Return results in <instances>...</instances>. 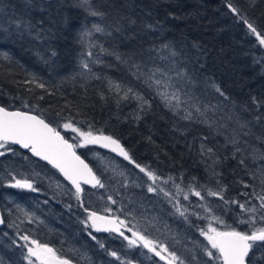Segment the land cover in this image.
I'll return each mask as SVG.
<instances>
[{
  "label": "trees",
  "instance_id": "obj_1",
  "mask_svg": "<svg viewBox=\"0 0 264 264\" xmlns=\"http://www.w3.org/2000/svg\"><path fill=\"white\" fill-rule=\"evenodd\" d=\"M227 2L237 7L264 34V0H92L94 7L105 13L103 18L90 16L78 6V0H55L51 3L0 0V25L7 27L17 20L30 21L35 25L30 32H17L13 28L7 36H0V107L42 116L70 143L76 142L77 136L63 129L62 124L68 120L84 131L91 129L110 135L121 142L137 163L149 166L162 178L171 176L177 183L182 180L181 187L185 192L190 184L213 190L223 185L226 199L244 202L246 197L242 193H249L251 198L253 190L259 192L260 180L264 176L260 171L264 162L252 160L254 148L264 151V144L255 138L264 132V120L259 124L255 121L258 115L264 117V107L257 111L252 103L256 98L264 105V48L249 33L246 25L229 11ZM128 17L136 21L135 25H129ZM94 23L100 24L105 33L93 32L82 43V32L92 29ZM147 24L156 26V31L147 29ZM117 28L122 31H117ZM38 33L40 38H37ZM90 43L96 45L91 49L95 54H99V46L103 45L110 52L132 57L146 68H185L195 82L188 84L185 90L203 103H219L220 109L214 117L216 128L221 124L226 127L219 128L220 134H217L216 128L180 119L161 103L151 89L132 76L128 66L115 56L99 54L101 63H91L92 72L82 74L81 54L86 53ZM163 44L173 48L177 56L173 58L167 52L151 51L159 50ZM83 58L95 59V56ZM33 76L45 84L47 91L29 82ZM109 80L133 88L150 101L151 108L140 112L137 100H120L114 90H109ZM208 82L219 86L228 99L216 93ZM237 117L251 121L254 133L250 137H241L239 147L242 151L239 153L226 141V135L237 127ZM245 139L248 144L243 143ZM202 143L213 149L217 163L213 164L208 156L201 155ZM88 147L110 154L91 145ZM15 151L17 155L0 157V210L4 219V227L0 230V260L4 264H26L22 249L12 243L15 239L23 244L18 239L19 233L56 248L73 264H120L88 236L79 222L86 214L69 193L45 203L37 196L30 201L27 194L5 186L10 180L8 171L17 178L23 174L31 180L32 172L27 162H34L47 172H44L46 175L60 179L49 167L33 161L16 148ZM76 151L106 184V189H85V205L88 198L93 200L97 194H102L104 199L111 194L119 203L117 180L95 167L85 150L77 148ZM110 155L134 178H139L138 169ZM241 158L245 159V165L239 163ZM244 184L251 187L245 188ZM163 186L175 193L171 184ZM132 190L138 194L134 188ZM4 196L12 198V204L7 205ZM179 198L182 199V195ZM190 201L192 205L200 203L191 195ZM207 201L213 205L214 214L226 224L246 230V225L237 223L239 209L236 206L227 211L224 207H216L223 203L218 198L207 197ZM15 202L21 208H12L11 211ZM183 202L190 213L194 210L202 213L201 209L189 206V201ZM252 203L258 205L259 202L252 199ZM111 207L115 210L117 206ZM167 207L166 203L161 206L165 217L175 218L171 207ZM26 208L29 215L41 217L43 225L36 224L35 220L29 223L23 215ZM90 208L101 210L98 206ZM8 209L17 214L14 219L7 214ZM190 220L192 226L183 224L181 220H172L180 227L181 233L176 235L179 244L168 245L187 264H194L191 257L198 253L195 242L206 243L195 225L206 227L207 221L195 216H190ZM9 231H12L13 239L9 238ZM93 235L104 242L106 249L116 251L132 264H153V261L161 264L136 248L129 249L119 238L98 233Z\"/></svg>",
  "mask_w": 264,
  "mask_h": 264
},
{
  "label": "snow or ice",
  "instance_id": "obj_2",
  "mask_svg": "<svg viewBox=\"0 0 264 264\" xmlns=\"http://www.w3.org/2000/svg\"><path fill=\"white\" fill-rule=\"evenodd\" d=\"M78 6L83 7L92 17L103 18L105 16L104 12L94 7L92 0H78ZM227 8L246 25L249 33L255 36L258 44L264 47V34L243 16L240 10L231 2H227ZM127 19L129 25H135V20L130 17ZM34 27L35 25L30 21L17 20L10 22L7 27L0 25V36H7L13 28L17 32H21L22 30L30 32ZM145 27L156 31V26L152 24H147ZM116 30L122 31L121 28H117ZM93 32L103 34L105 33V29L100 24L94 23L92 29H85L82 32L81 42L83 43L84 39L91 37ZM107 34L111 35V32ZM37 38H40L39 33ZM93 47H96V45L90 43L86 53L81 54L80 66L84 70L82 74L92 72L91 63H101L99 54L115 56L120 63L127 65L130 74L151 89L154 95L159 97L161 103L173 112L174 115L179 116L182 120L205 124L210 129L216 128L214 117L220 109L219 103L215 105L203 103L190 91L185 90L188 84L195 83L185 68L178 66L171 69L161 66L146 68L145 65L137 63L132 57L115 51L110 52L103 45L99 46V54H95L91 50ZM151 51L167 52L168 56L173 58L177 56V52L168 44H163L159 50L152 49ZM52 55L54 56L55 53L53 52ZM84 56L88 58L95 56V59H84ZM4 58L8 59L6 55H4ZM173 73L175 74L173 75ZM94 78L100 79L98 76ZM29 82L35 83L36 87L47 91L45 84L39 82L37 77L33 76ZM108 84L109 90H114L120 100H137L140 112L151 108L150 101L133 88L111 80H109ZM208 86L213 88L225 100L228 99L219 86L212 82H208ZM101 98H103V95ZM40 99H43V96ZM252 103L256 106L257 111L261 107H264L256 98H253ZM27 106L25 104V107ZM136 118L139 119V114H137ZM230 119L232 118L230 117ZM262 120H264L262 116L258 115L255 117V121L258 124ZM235 123L237 127L232 129L231 134L226 135V141L235 147L236 153H239L242 151L239 147L241 137H250L254 133L251 121L237 117ZM62 127L75 133L79 137V140L70 143L57 130V127L52 126L50 122L40 115L20 110L10 111L4 107H0V157H5L8 154L17 155L18 153L15 151L14 146H18L20 149L27 150L32 156L39 158V160L47 162L53 169H56L63 176L64 180L71 185V189L68 190L69 194L75 198L79 207L86 214L79 222L83 225L84 230L87 231L88 236L96 241L100 249L104 250L107 255L113 257L116 261H119L120 264H132V261L121 257L116 251L106 249L104 242L93 235V233L116 234L127 242L129 249L139 248L146 250V253H151L152 256L158 257L159 261H163L164 264H187V262L174 249L169 247L167 242L152 236L148 232L149 227H155V218L149 220L147 216L143 217L145 224L142 225L137 220L135 210L129 209L125 211L126 206L123 204L118 205V201L111 194L106 197L107 205L99 211L85 205L83 199L85 189L83 185H89L93 189H106V184L93 171L92 167L77 154V148H84L88 145H99L100 147L109 149L111 152L122 157L123 160L131 164L135 169H138L139 173H142L147 178L142 183L134 184L133 186H146L147 193L162 194L174 209L173 214L183 218L190 226H192L190 216L206 220V227L195 225L199 235L203 237L206 243L195 242L198 253H193L191 257L194 264H264V176L260 180L261 188L259 192L253 190L251 198H249V193H242L246 197L244 202L236 199H226L224 196L226 188L223 185L213 190L211 188H203L202 186L198 188L190 184L185 192V189L181 187L182 180L181 183H177L176 179L171 176L166 179L162 178L149 166L137 163L118 139L110 135H104L99 131L94 132L91 129L84 131L80 127L75 126L71 120L63 123ZM224 127L226 125H219V128ZM219 128H216L217 134H220ZM255 138L259 143L264 144V132L255 136ZM73 139L75 140V137ZM243 143L248 144V140H243ZM201 155L208 156L213 161V164L218 162L214 159L215 153L213 149L205 147L203 143L201 144ZM24 158L28 159L26 156ZM233 158H236L235 154ZM252 160L254 162H264V151L254 148ZM239 163L245 165V159L241 158ZM209 167H212V165H209ZM260 171L264 174V166L261 167ZM120 174L123 175V173ZM7 175L10 178L9 182L5 185L7 187L30 192L40 191V189L35 187L34 182L25 178L23 174H21L20 178H17V175L13 174L12 171H8ZM34 175L39 176V173L36 172ZM167 184H171L175 188V193L163 187V185ZM121 186L127 188L129 185L124 183ZM243 186L245 188L251 187L249 184H244ZM56 187L61 188L59 182L56 183ZM117 195H119L118 192ZM180 195H182L184 201H189V206L193 207V209H201L202 213L195 210L190 213L188 207L180 203ZM190 195L197 197L200 203L192 205ZM207 197L218 198L223 203L216 207H224L227 211H232V206H236L239 209L237 223L239 225H246V230H240L237 227L228 225L220 216L215 215L214 207L207 201ZM252 199H256L259 202L258 205L253 204ZM108 205L118 206L114 210L113 207ZM68 207L71 208V205H68ZM21 211L23 210L21 209ZM24 215L27 217L29 223H32L34 219H38L27 212H24ZM3 223L4 219L0 217V224ZM216 225H220L221 227H217ZM126 233H130V235H126ZM17 235L18 239L24 243H18L15 239L12 243L17 248L22 249L21 255L26 264H73L70 258L62 255L56 248L42 243L29 235H20L19 233ZM146 253L142 252V254ZM0 264H4V261L0 260ZM153 264H157V262L153 261Z\"/></svg>",
  "mask_w": 264,
  "mask_h": 264
},
{
  "label": "rangeland",
  "instance_id": "obj_3",
  "mask_svg": "<svg viewBox=\"0 0 264 264\" xmlns=\"http://www.w3.org/2000/svg\"><path fill=\"white\" fill-rule=\"evenodd\" d=\"M78 140L79 137L77 136L76 141ZM88 146L80 149L86 151L88 155V159L94 163L95 167H98L104 173L111 175L113 179L117 180V184L119 185L117 192L119 193L118 196H120L118 205L119 204L125 205L126 206L125 210L134 209L137 220H139L142 225L145 224L143 217L147 216L149 220L155 218V227H151L153 228V230H149V233L152 236L167 242V244L170 243L171 245L173 243L176 245L179 244L176 235L177 233H181V230L180 227H178V225H176V223L172 220H181L183 224H186V222L184 221L183 218L179 217L176 214H173L174 209L172 208L171 204L168 202L167 198H165L162 194L147 193L146 187L143 188V187L133 186L134 184L142 183V181L146 180L147 178L144 177L142 173L139 174L138 179L134 178L131 174H129L126 171L124 166L121 165L119 162H117L110 154L101 153L100 151L93 149L91 147L89 148ZM27 166L30 169H34V167L32 166H35V163L27 162ZM32 173L34 174L35 172ZM120 173H123V175H121ZM38 177L40 178L38 182L41 185L42 189L38 186L37 188L40 189V191L36 193H38L39 198H41L43 201H52L54 197H60V196L64 197L65 195L67 196V194L69 193L68 191L69 187L61 179H57L56 177L50 174L46 175L45 173H43L42 176H38ZM57 182L60 183L61 188L56 187ZM124 183H127L129 186L127 188L122 187L121 185ZM117 184H115L116 185L115 187H117ZM132 188H134V191L136 193L142 196L132 193L133 191ZM11 189L19 193H24V191H27V190H23L22 192V190L19 189H15V188H11ZM182 199L179 198L180 203L183 204L184 202ZM3 200L6 202L7 205L12 204L13 202L12 198L10 197L4 196ZM163 203H166V205L168 206L167 208H169V206L171 207V213L172 215L175 216V218H168L170 216H167V218L165 217V214L163 213V209H161ZM86 205L92 208L98 206L102 209L107 205V199H104L102 194H97L96 198L93 200H90L88 198ZM108 206H112V205H108ZM12 208L20 209L21 207L19 204H16L15 202L10 208L11 211ZM6 212L7 214H9L10 213L9 209ZM24 212L28 213V209L26 208ZM33 217L38 218V219H34L35 223H38V225L42 224L41 217H39L38 215H34ZM216 226L221 227L220 225H216ZM182 233H185V231L183 230Z\"/></svg>",
  "mask_w": 264,
  "mask_h": 264
},
{
  "label": "flooded vegetation",
  "instance_id": "obj_4",
  "mask_svg": "<svg viewBox=\"0 0 264 264\" xmlns=\"http://www.w3.org/2000/svg\"><path fill=\"white\" fill-rule=\"evenodd\" d=\"M32 167H34V169H30L29 167V169H30V171L31 172H38L39 173V176H42L43 175V173L45 172V173H47L46 171H44L42 168H40V167H38V166H32ZM31 176V180L34 182V185H35V187H40L41 189H42V187H41V185L39 184V177L38 176H35L33 173L30 175ZM23 191V190H22ZM24 193L25 194H27V196H26V198L28 199V198H30V201H33L34 199H35V197L37 196L38 198H39V195H38V193H36V192H30V191H24ZM30 201H28V203H30ZM9 214H11V216H10V218L11 219H14V215L15 216H17V214L16 213H13V212H10ZM2 218H3V215H2ZM158 218H160V217H158ZM36 224H38V223H36ZM0 230H2V229H0ZM149 230H153V228H151V227H149L148 228V232H149ZM8 235H9V238L10 239H13L14 237H13V233H12V231H9L8 232ZM24 235H27V234H24ZM126 235H130V233H126ZM105 236H107V235H105ZM109 236V235H108ZM122 242H124V243H126L127 244V242L126 241H124L121 237H118ZM19 242V241H18ZM20 242H22V243H24L23 241H21L20 240ZM138 251H140V252H143V253H146V250H141V249H139V248H136ZM146 254H148L149 256H152L151 255V253H146ZM161 264H164L163 262H160Z\"/></svg>",
  "mask_w": 264,
  "mask_h": 264
},
{
  "label": "water",
  "instance_id": "obj_5",
  "mask_svg": "<svg viewBox=\"0 0 264 264\" xmlns=\"http://www.w3.org/2000/svg\"><path fill=\"white\" fill-rule=\"evenodd\" d=\"M41 1L46 2V3H51V2H53V1H55V0H41ZM10 111H16V110H10ZM91 146L96 147V148H99V149H101V150H103V151H106V152H108V153L114 155V156L117 157V158H121V159H123L122 157L118 156L116 153L111 152L109 149H106V148L100 147L99 145H91ZM14 147H15L16 149H18L20 152L27 154L31 159H33V160H35V161H38V162L44 164L45 166L49 167L51 170H53L54 172H56V173L58 174V176L60 177V179H61V180H62V181H63V182H64V183H65V184L71 189V185H69L68 182L64 180L63 176H62V175H61L56 169H53V168L51 167V165H48L47 162L42 161V160H39V158L32 156L31 153L28 152V151L25 150V149H20L18 146H14ZM85 162H86V161H85ZM86 163H87V162H86ZM88 164H89V163H88ZM89 166H90V165H89ZM90 167H91V166H90ZM83 187H84L85 189H89V190H96V189L91 188L89 185H83ZM73 191H74V190H73ZM0 217H2V213H1V211H0ZM3 226H4V223H3V224H0V229H2ZM98 234H102V235H113V236L119 237V236H117L116 234H109V233H98ZM151 255H152V254H151ZM153 257H154V256H153ZM154 258H155L156 260L159 261V258H158V257H154ZM160 262H163V261H160ZM163 263H164V262H163Z\"/></svg>",
  "mask_w": 264,
  "mask_h": 264
},
{
  "label": "bare ground",
  "instance_id": "obj_6",
  "mask_svg": "<svg viewBox=\"0 0 264 264\" xmlns=\"http://www.w3.org/2000/svg\"><path fill=\"white\" fill-rule=\"evenodd\" d=\"M264 48V47H263ZM136 209H137V207H136ZM169 210V209H168ZM126 211V210H125ZM144 222V221H143Z\"/></svg>",
  "mask_w": 264,
  "mask_h": 264
}]
</instances>
